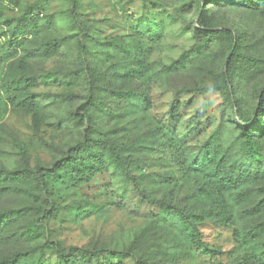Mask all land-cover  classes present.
Returning <instances> with one entry per match:
<instances>
[{"label":"rangeland","instance_id":"rangeland-1","mask_svg":"<svg viewBox=\"0 0 264 264\" xmlns=\"http://www.w3.org/2000/svg\"><path fill=\"white\" fill-rule=\"evenodd\" d=\"M71 7L0 0V170L43 173L87 138L116 148L123 168L79 184L0 174V210L14 211L0 258L24 251L20 264H60L54 247L77 246L129 249L116 264H264V112L248 123L257 162L242 153L232 105L207 89L221 81L228 38L194 49V0H77L75 16ZM206 7L248 57L234 58L232 87L249 118L264 86V0ZM17 23L25 33L14 35ZM85 96L95 101L88 117L67 120ZM135 187L176 208L211 252L159 210L132 209Z\"/></svg>","mask_w":264,"mask_h":264},{"label":"trees","instance_id":"trees-1","mask_svg":"<svg viewBox=\"0 0 264 264\" xmlns=\"http://www.w3.org/2000/svg\"><path fill=\"white\" fill-rule=\"evenodd\" d=\"M246 0H194L197 7V27L195 29V37L197 43L194 49L205 50L209 48L213 41L220 39L222 36L228 38L226 50L228 52L225 69L222 73L221 81L215 86H208L207 89L215 88L223 92L224 98L230 103L234 109V115L237 119L240 128V137L242 139V153L246 158L255 161L263 159L262 152L252 133V124H248L251 120L260 121L261 115L264 112V86L259 91L257 96V104L254 108L251 117L246 118L241 111L239 98L232 87L233 75V60L248 59V57L241 52V44L236 39L234 33L229 28L216 29L212 17L207 13V5L215 4L222 5L223 3L243 4ZM77 0H72V7L70 12L75 16V6ZM26 32V25L17 23L14 27V35L23 34ZM87 46L82 45L79 52L80 65H86L85 53ZM86 100L82 103L77 111H71L67 120L78 121L83 120L87 116V111L90 106H94L95 101L88 96L84 97ZM105 151V152H103ZM124 159L116 148L109 146L101 149L97 145L96 140L87 138L86 140H79L76 144L68 148L66 153L57 159L52 167L46 168L43 173L38 174L39 168L36 170L28 167H20L12 170H0V174L11 177H33L36 181L46 180L48 178L56 177L63 182L70 184H79L88 182L94 175L102 170L103 167L112 166L113 168H123ZM132 193V194H131ZM128 196V203L132 209H140L144 205L145 211L153 213V209L159 210L156 215H160L159 219L173 224L177 229L185 233L198 249H203L205 252H211L199 238V231L190 222L180 215L179 211L171 206L169 203L161 199H151L144 195L142 190L138 187L134 188ZM50 217L51 214L49 213ZM14 217L13 210H0V239L2 232L6 226L10 225ZM136 241V240H135ZM134 241V242H135ZM55 253L59 258L60 264H116L123 260L125 255L131 254L129 249L124 251H117L107 248L89 249L84 247L73 246L68 250H64L60 246H55ZM29 255L24 251H17L7 256L0 258V264H20L23 258ZM142 264V263H141Z\"/></svg>","mask_w":264,"mask_h":264}]
</instances>
